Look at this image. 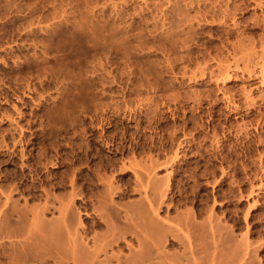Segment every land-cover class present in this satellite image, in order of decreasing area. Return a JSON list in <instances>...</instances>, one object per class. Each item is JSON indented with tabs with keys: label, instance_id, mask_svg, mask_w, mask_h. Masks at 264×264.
Here are the masks:
<instances>
[{
	"label": "rangeland",
	"instance_id": "rangeland-1",
	"mask_svg": "<svg viewBox=\"0 0 264 264\" xmlns=\"http://www.w3.org/2000/svg\"><path fill=\"white\" fill-rule=\"evenodd\" d=\"M144 197L180 227L160 249L264 264V0H0V264H56L23 234L71 201L125 264L99 204Z\"/></svg>",
	"mask_w": 264,
	"mask_h": 264
},
{
	"label": "bare ground",
	"instance_id": "bare-ground-1",
	"mask_svg": "<svg viewBox=\"0 0 264 264\" xmlns=\"http://www.w3.org/2000/svg\"><path fill=\"white\" fill-rule=\"evenodd\" d=\"M110 192H112V191H110ZM104 195H107V194H104ZM104 200H106V199L104 198ZM104 200L102 202H100L101 204H99V207H101L100 208L101 210H104L106 213H108V214H106V217L108 218V222L111 224V226H110L111 231L112 232L122 231L123 235L128 234L130 236V238H132V240H133V238L136 239V248L132 247V244L129 243L130 241L127 243V245H128L127 247H129V252L126 253L127 254L126 256H123V258H121L120 256L115 255V257H116L115 259L117 260V262L123 261L125 264H182L181 260L183 258L186 259L187 264H192L193 262L194 263L197 262L196 260H194L195 258L192 259V254H193V247L192 246L193 245H191L192 241H189L187 235L183 236L184 240L180 239L183 241V244H184V246H182V247H184V250L181 253L178 254L177 252H174V251H177L175 249L173 252L172 251H166V250H164L165 248L160 249V246L163 244L162 240H164L167 237V233H169V234L171 233L175 237V236H177V233L179 232L180 227H178L177 225H172L171 223H169V222H171V221H169V219H167V218H170L169 216L166 218H162V219L161 218H154L153 216H151V217L148 216L149 210H151L154 214H156V211H157L156 209L158 208V207H155V204H154L155 199H153V197L152 198L144 197L143 200L137 198L136 201H132L131 199H129L131 202L126 203V204L122 203L123 205L121 204V207H123V208H121V209L119 207H117L113 203V201H111L112 199H110L108 203L105 202ZM72 206H74L73 201H71V204L65 206L64 210L62 209L61 215L58 218H56V219L54 218L55 220L53 218H49L51 220L53 219L52 220L53 222H51L48 219H44V217H43L42 219H40L42 222L41 225L36 226V228L34 229L33 232L30 231V232H28V234L23 232L24 233L23 238H25V239H22V241L26 240V238L28 239V241L30 240V243H28V241L26 242L28 244L24 243L25 248L28 246H29L28 248L34 247L33 249L36 252V256L39 257L41 261H44L46 258L53 257L54 262L56 264H58V263L60 264V262H62L63 259L67 257L65 254H67V255L69 254V257H71L72 260L74 262H76L77 264H82L83 262H86V261H88V263L90 262L89 264H91V263L93 264V261L95 260L96 255L98 254L97 252H99L98 251L99 248H97L96 246L90 247L88 245L87 241L83 238L82 232L84 229V225H83V221L80 218L78 209L76 210L77 215H78V219H77L78 222L77 223H78L79 227L81 228V230L77 231L76 235L79 236V242L76 243L74 241L75 240L74 236H76V235L73 236L71 234L73 231H71V233H69V230H70L69 228L74 223V222H72V224L70 225V223L72 221L71 219L73 218V216L69 218V215L71 213V210H73L72 208H75ZM147 208L149 210H147ZM119 209L121 211L123 209V212L121 213V211ZM192 213H193V211H192ZM75 215H76V213H75ZM179 215H181V214H179ZM36 216H38V215H36ZM181 216H180V218H178V220L179 219L182 220V218H183V223L185 225L184 227L188 228L190 226V223L192 222L191 213L187 212ZM7 217L8 218L5 217L7 222L5 221L4 224L10 225L11 218H9V217H11V216H7ZM158 217H160V216H158ZM172 219H173V217H172ZM11 224H13V220H12ZM38 224H39V221H38ZM15 225H17V223L16 224L14 223V226L11 227L12 233L18 232ZM69 225H70V227H69ZM7 228H9V227H7ZM191 228H192V226H191ZM193 228H195V225H193ZM21 229H22V227L19 228V231H21ZM188 229H187V231H188ZM7 232H9V231H7ZM65 232H66V234H65ZM73 234H74V232H73ZM122 234L120 236H122ZM64 235L67 236V238L66 237L64 238ZM71 235H72L71 240H73V242H72L73 244L70 243V245L71 244L72 245L70 247H69V245H68V247H66L67 245L65 246L63 244L65 243V241L67 239H68V242L70 241ZM122 237L124 238V236H122ZM224 237H223V239H224ZM97 238L98 237H95L93 239H97ZM169 239H170V237H169ZM219 239H218V241H219ZM196 241H197V239H196ZM170 242L173 243V240L172 241L170 240ZM220 243H221V245H223L222 241ZM30 245H32V246H30ZM61 245L64 248L66 247L69 249V250H67L65 248L67 253H65V249H63V247ZM194 245H196V244H194ZM16 246H18V245H16ZM218 248H220V247H218ZM22 249H24V248H22ZM11 250H13V249H11ZM14 250L11 252L12 255H10L12 257L15 256L14 254H16V252L14 253ZM26 250L27 249H25L24 251H26ZM187 250H189V253L191 256L187 255V254H189ZM15 251H17V250H15ZM19 251L23 255V250H18L17 253H20ZM220 251H222V250L220 249ZM21 253H20V255H21ZM212 253H213V251H212ZM218 254H216V255H218ZM34 255H35V253H34ZM64 255H65V257H64ZM110 256H112V255H110ZM198 256H200V255H198ZM193 257H194V255H193ZM15 259H17V258L15 257ZM67 259H69V258L67 257ZM109 259H110L109 257L105 258L104 263L108 264ZM19 260H21V259H19ZM19 260H17V261H19ZM199 260H200V258H199ZM88 263H85V264H88ZM61 264H63V262ZM183 264H186V263H183Z\"/></svg>",
	"mask_w": 264,
	"mask_h": 264
}]
</instances>
